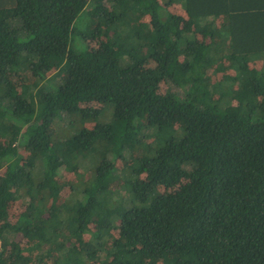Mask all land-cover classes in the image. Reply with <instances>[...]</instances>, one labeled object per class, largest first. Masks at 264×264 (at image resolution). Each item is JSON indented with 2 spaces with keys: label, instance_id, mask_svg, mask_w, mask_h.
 <instances>
[{
  "label": "trees",
  "instance_id": "trees-1",
  "mask_svg": "<svg viewBox=\"0 0 264 264\" xmlns=\"http://www.w3.org/2000/svg\"><path fill=\"white\" fill-rule=\"evenodd\" d=\"M0 242L264 264V0H0Z\"/></svg>",
  "mask_w": 264,
  "mask_h": 264
},
{
  "label": "rangeland",
  "instance_id": "rangeland-1",
  "mask_svg": "<svg viewBox=\"0 0 264 264\" xmlns=\"http://www.w3.org/2000/svg\"><path fill=\"white\" fill-rule=\"evenodd\" d=\"M91 47H96L95 43H91L90 44ZM62 77H64V75H62ZM20 79L16 80V84H19L21 82V80H24L25 82H29L31 83V79L30 76L28 74L24 75V78L19 77ZM15 82V81H14ZM161 90L162 92L165 91V86H161ZM24 203L22 201H18L16 203L11 204V211H12V216H11V220L13 221L16 216H18V214L23 210ZM18 240H20V238H18Z\"/></svg>",
  "mask_w": 264,
  "mask_h": 264
},
{
  "label": "crops",
  "instance_id": "crops-1",
  "mask_svg": "<svg viewBox=\"0 0 264 264\" xmlns=\"http://www.w3.org/2000/svg\"><path fill=\"white\" fill-rule=\"evenodd\" d=\"M222 20V19H221ZM224 19L221 21L223 23ZM220 22V21H219Z\"/></svg>",
  "mask_w": 264,
  "mask_h": 264
},
{
  "label": "built area",
  "instance_id": "built-area-1",
  "mask_svg": "<svg viewBox=\"0 0 264 264\" xmlns=\"http://www.w3.org/2000/svg\"><path fill=\"white\" fill-rule=\"evenodd\" d=\"M0 248H1V242H0Z\"/></svg>",
  "mask_w": 264,
  "mask_h": 264
}]
</instances>
